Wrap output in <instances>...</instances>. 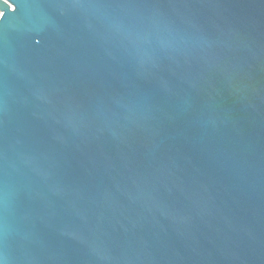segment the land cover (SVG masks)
Masks as SVG:
<instances>
[{"label": "water", "instance_id": "water-1", "mask_svg": "<svg viewBox=\"0 0 264 264\" xmlns=\"http://www.w3.org/2000/svg\"><path fill=\"white\" fill-rule=\"evenodd\" d=\"M0 264H264V0H0Z\"/></svg>", "mask_w": 264, "mask_h": 264}]
</instances>
